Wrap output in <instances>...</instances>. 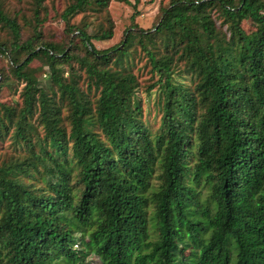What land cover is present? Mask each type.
Wrapping results in <instances>:
<instances>
[{
	"label": "trees",
	"instance_id": "1",
	"mask_svg": "<svg viewBox=\"0 0 264 264\" xmlns=\"http://www.w3.org/2000/svg\"><path fill=\"white\" fill-rule=\"evenodd\" d=\"M140 2L0 0V264H264V0Z\"/></svg>",
	"mask_w": 264,
	"mask_h": 264
},
{
	"label": "rangeland",
	"instance_id": "2",
	"mask_svg": "<svg viewBox=\"0 0 264 264\" xmlns=\"http://www.w3.org/2000/svg\"><path fill=\"white\" fill-rule=\"evenodd\" d=\"M28 0H22L21 4L19 0H6V3L10 5L11 8H14L18 10V8L25 7V2ZM67 0H46V4L49 8V16L50 18L43 26V33L46 38L55 40L58 44L62 41V29H63V23L62 21L55 16V12H60L64 5L66 4ZM131 3L134 2V0H130ZM168 0H141L139 5L137 6V10L139 12V15L135 18V22L139 25L142 29H149L152 27V25L156 22V15L158 12V8L161 4L167 3ZM109 15L111 19L114 22L115 28L113 32V38L106 42L101 43H94L95 47L97 49H107L114 45L119 44L122 39L124 32L126 29L130 26V18L134 14V10L127 5L117 3V2H111L109 4L108 8ZM81 16H77L74 21L78 22L80 20ZM247 27V26H246ZM5 61L0 58V66L4 65ZM39 64L37 62H33L32 66L37 67ZM142 64H139L138 67H140ZM140 80L142 83L146 82L148 83V72L147 69H140L139 72ZM46 76L41 77L42 85H46ZM158 92L156 89H154L150 96L147 97V113L145 114L146 120L150 122V124L153 127L157 126L159 115L157 114L155 110V103L157 101ZM9 98H12L15 100V102H19L17 97H11L8 92H4L2 96L0 97L1 101H8ZM91 261L93 264H97L98 260L95 257L91 258Z\"/></svg>",
	"mask_w": 264,
	"mask_h": 264
}]
</instances>
